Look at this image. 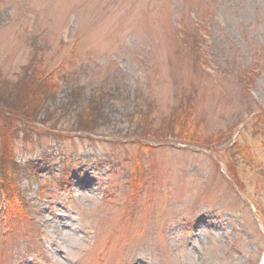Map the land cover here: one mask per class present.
<instances>
[{"label":"rangeland","instance_id":"1","mask_svg":"<svg viewBox=\"0 0 264 264\" xmlns=\"http://www.w3.org/2000/svg\"><path fill=\"white\" fill-rule=\"evenodd\" d=\"M194 13L213 15L211 69L197 63L186 37L205 28ZM37 49L48 71L71 60L61 89L44 87L58 97L56 106L76 85L85 100L96 89L110 92L111 121L93 140L84 133L60 139L45 132L24 140L16 133L14 154L24 169L20 182L33 206L25 216L36 217L19 229L0 223V231H11L0 233V264L261 263V218L233 190L225 169L226 163L236 164L247 197L264 209V188L255 187L253 174L264 173V145L256 142H264V117L262 134L246 119L264 109V0H0V104L29 118L32 108L26 113L22 106L31 107L30 94L33 101L44 89L34 73L38 62L29 65ZM248 72L256 75L254 84ZM181 100L193 104L210 134L239 121L247 127L220 146V168L202 148L175 141L143 148L144 183L136 192L127 175L138 157L131 134L145 122L139 111L150 113V127L157 131ZM51 114L46 123L57 120L60 129L77 128L86 119L73 110ZM236 139L256 144L262 169L242 157L227 159L226 143ZM2 149L0 137V164ZM32 163L41 167L40 180L32 178ZM62 177L69 185L59 187ZM41 187L47 192L39 194Z\"/></svg>","mask_w":264,"mask_h":264},{"label":"trees","instance_id":"2","mask_svg":"<svg viewBox=\"0 0 264 264\" xmlns=\"http://www.w3.org/2000/svg\"><path fill=\"white\" fill-rule=\"evenodd\" d=\"M194 36L196 37V35ZM195 37L191 35L189 36L195 47V58L198 61H201L202 64L206 65L205 56L207 55L204 46L201 45L203 44V42L205 43V39H194ZM36 61L38 62V65L33 66V68L35 69L34 73L36 75V79L39 82V85L44 88L47 87L48 84H51L54 87L53 89L57 92V90H59L60 88L59 85H57L58 81L54 74L48 72V70L46 69V65L42 57H39L38 54H36L29 65L35 64ZM253 74L251 72H248L247 75L251 76V79L253 80L254 76H256ZM81 90L82 89L75 88L64 94L66 95V99L64 102L58 101L59 106H56V95L49 94V92L46 93V88H44L43 91L39 93H34L35 95H33V101L30 94V101L31 104L33 102V105L29 107L26 106V103L25 106L22 107L27 109L26 113H29L30 108H32L33 113L35 114L34 116H32L33 118H29L30 113L27 114L28 116L22 115L21 113H19L20 111L17 112V110H14V108L7 106L5 107L3 104H0V108L3 109L2 111L0 110V119L2 121L0 126V137L3 148L2 150H4L1 160L2 164H0V172L2 171L3 173H6V171L10 170L13 167V159H15V157L12 148L14 145V138L16 137V133L19 131L16 128V126L18 125L17 122H20L21 120L41 121L44 123L48 122V116H51L52 112L56 113L58 109H65V111L73 110L77 111L76 115H79V117L83 115L86 117L84 124L81 123L82 126L78 125L77 128L74 129L85 130L94 133L102 125H105V123L111 121L106 103L109 100L107 93H101L94 90L93 92L89 93L90 97L85 100V98H83ZM181 103L182 100L180 104ZM57 122V120L53 122L52 126L56 127ZM75 123H77V121H75L74 124ZM22 125H24V123ZM201 127L202 123L194 118V106L190 102L186 105L182 103L175 112L170 113L167 117L165 116L163 118L161 126L157 128V131L150 127V121H146L142 125H139L137 130L140 131H134V134L137 133L138 135L147 138L177 137L188 141L199 140L204 143H208L211 138L214 139L215 135H205L202 132Z\"/></svg>","mask_w":264,"mask_h":264}]
</instances>
